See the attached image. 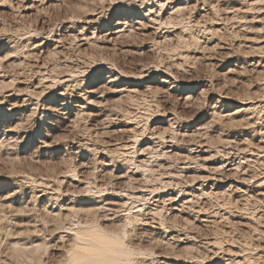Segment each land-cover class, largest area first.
Segmentation results:
<instances>
[{"label":"rangeland","instance_id":"374dc122","mask_svg":"<svg viewBox=\"0 0 264 264\" xmlns=\"http://www.w3.org/2000/svg\"><path fill=\"white\" fill-rule=\"evenodd\" d=\"M93 235L264 264V0H0V264Z\"/></svg>","mask_w":264,"mask_h":264},{"label":"bare ground","instance_id":"6f19581e","mask_svg":"<svg viewBox=\"0 0 264 264\" xmlns=\"http://www.w3.org/2000/svg\"><path fill=\"white\" fill-rule=\"evenodd\" d=\"M120 32H122V31L120 30ZM120 32H119V33H120ZM58 46H59V45H58ZM1 77H2V76H1ZM6 77H7V76H6ZM59 79H60V78H59ZM60 83H61V82H60ZM239 104H240L241 106H243L244 108H246L247 106L254 107V104H252V103L250 104V103H240V102H239ZM244 110H245V109L242 108L240 111L242 112V111H244ZM248 110H249V109H248ZM248 110H247V111H248ZM245 112H246V111H245ZM237 113H238V112H237ZM234 114H235V113H234ZM87 116H88V115H87ZM157 201H158V200H157ZM77 233H78V232H77ZM77 233H76V235H77ZM80 234H82V233H80ZM80 234H79V237L81 236ZM92 234H93V233H92ZM74 236H75V235H74ZM77 236H78V235H77ZM77 236H76V237H77ZM94 236H95V235H93V238H95V239H93V238H91V237H90V238H91L92 240H94V241H96V238H97V241H99V242H98V245H99L98 248H99V249H100L101 247H104V246L106 247V245H107V248H108V247H111V250L109 249V250H110V253H109V254H111V255H110L111 257L113 256V259H114V260H113L110 256H106L107 259H109V257H110L111 262H109L110 260H109V261L107 260L108 262H106V260H104V261L106 262V263H104V264L114 263V262H112V260H113V261H116V260H115V257L117 256L118 252H120V251L117 252V248H118V247H122V246H121L120 244L118 245L119 242L116 243L117 240H116L115 242H112V241H113V239H112L111 243H110V242H109V243H110L111 245H113V243H116V244L118 245V246H117L116 244H114V247H115V245L117 246V247H115V249H114V247H112L111 245H108V244H105V245H104V244H103V243H107V241H110L109 237H106V239L108 238L109 240L107 239V241L104 242V241H105V240H104L105 237L103 238V236H99L100 239H101V237L103 238L104 241H102V239L100 240V239H98L99 237H96L97 235H96L95 237H94ZM81 237H83V235H82ZM77 239H79V238H76V240H77ZM91 239H90V240L88 239V241L91 242ZM79 240H80V239H79ZM85 241H86V240H85ZM94 241H93L92 243H94ZM97 241H96V242H97ZM100 241L103 242V243H102L103 246L101 245V247H100V243H101ZM79 242H80V241H79ZM96 242H95V243H96ZM80 243H81V242H80ZM80 243H79V244H80ZM88 243H89V242H88ZM82 244H83V243H82ZM95 245H96V244H95ZM85 246H86V245H85ZM92 246H93V245H92ZM92 246H91V249H92ZM77 247H78V246H77ZM87 248H89V246H88ZM87 248H86V249H87ZM84 249H85V248H84ZM84 249H82V250L80 249V251L85 252L86 249H85V250H84ZM93 249H94V248H93ZM93 249H92V250H93ZM99 249H98V250H99ZM119 249H120V248H119ZM89 250H90V249H89ZM100 250H101V249H100ZM102 250H107V249H102ZM102 250H101V251H102ZM123 250H126V249L122 247V251H123ZM127 250H128V249H127ZM107 251H108V250H107ZM83 252H79V253H80V256H79V254H75V256H77V255L79 256V257H77L76 260H74V258H76V257H74V255L72 256L73 259H72V258H71V259L77 262L78 258H80L81 256H82V257H85V256H83V255L85 254V253L83 254ZM86 252H88V250H87ZM97 252H98V251H97ZM108 252H109V251H108ZM115 252H116V256L114 255ZM123 252H124V251H123ZM123 252H122V253L120 252L119 255L121 254V257H122V255L125 254V256H126L125 258H127V255H126V252H127V251H125V253H123ZM104 253H106V252H104ZM104 253H102V255H106V254H104ZM112 253H114V254L112 255ZM81 254H82V255H81ZM88 254H89V253H88ZM127 254H128V252H127ZM99 255H100V254H99ZM107 255H108V253H107ZM86 256H87V254H86ZM88 256H89V255H88ZM90 256H91V255H90ZM92 256H95V255H92ZM96 256H97V255H96ZM82 257H81V260H85V259L82 258ZM97 257H98V256H97ZM97 257H95V258H97ZM100 257H101V256H100ZM103 257H105V256H103ZM106 257L103 258V259H106ZM117 257H118V256H117ZM117 257H116V258H117ZM123 257H124V256H123ZM90 258H91V257H90ZM90 258H89V259H90ZM93 258H94V257H93ZM93 258H92V259H93ZM95 258H94V259H95ZM118 258L120 259V257H118ZM118 258H117V259H118ZM125 258H121L120 260L118 259V260H117V263L120 262L122 259H125ZM86 259H88V257H87ZM89 259H88V260H89ZM92 259H91V260H92ZM94 259H93V260H94ZM100 259H102V257H101ZM100 259H99V261H98V259H95L94 261H98V263H99L100 261L102 262V260H100ZM88 260H87V261H88ZM93 260H92V261H93ZM74 261H73V262H74ZM94 261H93V262H94ZM126 261H127V260H125V264L128 262V261H127V262H126ZM73 262H71V263H73ZM101 262H100V263H101ZM122 262H123V260L120 262V264H121ZM79 263H80V262L78 261V264H79ZM84 263H85V261H84ZM84 263H82V264H84ZM87 263H90V262H86V264H87ZM95 263H96V262H94V264H95ZM98 263H96V264H98ZM117 263H116V264H117ZM73 264H75V263H73ZM102 264H103V263H102ZM114 264H115V263H114ZM122 264H124V263H122ZM127 264H128V263H127Z\"/></svg>","mask_w":264,"mask_h":264}]
</instances>
